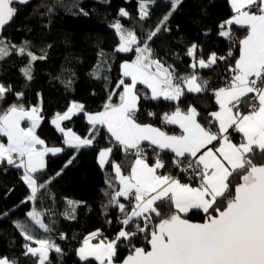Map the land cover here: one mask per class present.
<instances>
[{
	"label": "snow or ice",
	"instance_id": "6c2138e0",
	"mask_svg": "<svg viewBox=\"0 0 264 264\" xmlns=\"http://www.w3.org/2000/svg\"><path fill=\"white\" fill-rule=\"evenodd\" d=\"M32 0H0V61L15 55L27 58L20 71L26 81L33 79L34 64L47 59L31 50L30 41L17 45L4 37L6 26H11L20 8ZM62 0H56L60 4ZM102 3L108 0H100ZM156 0H139L138 18H149V5ZM170 10L154 28L144 31L143 37L134 29L126 28L119 20L111 24L118 36L116 52L134 53V59L121 65V78L116 89L109 93L103 109L96 113L85 112L82 103L72 102L64 112H56L50 120L63 140V146H48L37 135L44 120L43 97L37 105L25 106L24 93L13 91L11 85L0 83V103L11 95L13 102L0 111V168L21 170V179L30 190L22 203L35 202L42 190H47L53 180L62 174L38 182L46 170V157L56 156L67 149L75 153L67 160L68 167L80 149L92 147L101 129L106 130L109 147L99 150L98 163L108 167L114 177L106 179L108 190L104 195L108 203L104 214L113 208L119 214L121 227L113 239L102 238L97 230L87 235L76 250L78 259L88 264H117L118 246L128 255L119 264H264V0H230L233 15L222 22L218 35L232 43H238L239 56L229 64V78L224 86L209 89L198 69L212 68L218 61L232 57L231 48L226 56L211 53L204 59L197 58L198 46L186 49L191 57V72L177 77L175 68L154 55L152 42L162 31L168 32V20L183 0H169ZM46 7L40 13L39 8ZM78 13L89 15L74 0ZM54 6L37 5L35 15H49ZM118 15L132 19L130 13L120 9ZM233 26L245 30L242 38L233 36ZM50 47V45H49ZM99 67V66H98ZM99 79V73L93 72ZM148 90L144 99L167 101L175 110L164 113L161 121L176 125L179 134H169L153 124L138 121L141 95L137 88ZM71 86V81L66 82ZM211 92L218 110L207 113V123L201 122V113L189 105L180 108L186 94ZM113 97L117 102H113ZM244 106L246 111L241 110ZM84 113L90 125L87 136L81 137L63 122ZM155 116V113H148ZM215 128V130H213ZM239 135L234 143L232 134ZM114 148L125 159L132 157L127 173L121 163L112 159ZM149 150L153 159L149 161ZM165 154H170L168 160ZM168 169H176L186 175L181 180ZM54 200V197H52ZM127 201L128 203L122 202ZM63 213L66 219H75V209L80 202L67 200ZM11 210L0 212V220ZM189 214L202 217L195 222ZM44 212L33 206L27 217L38 229L48 235L37 237L29 227L19 221L14 227L26 243L23 255L31 257L34 264H51L50 254L64 255L63 249L51 237L53 229L42 217ZM109 224L111 221H107ZM60 240H66L63 233ZM97 241L93 243V241ZM143 240L146 247L137 246ZM35 245V246H34ZM0 264H18L15 259L0 257Z\"/></svg>",
	"mask_w": 264,
	"mask_h": 264
},
{
	"label": "trees",
	"instance_id": "16d2710c",
	"mask_svg": "<svg viewBox=\"0 0 264 264\" xmlns=\"http://www.w3.org/2000/svg\"><path fill=\"white\" fill-rule=\"evenodd\" d=\"M74 0H32L29 5L18 6L20 11L11 26L3 32L4 37L11 43L20 45L30 41L31 50L42 55L41 49L47 52V59L38 60L34 64L33 79L28 82L20 69L27 64V58L15 55L7 60L0 61V83L11 85L13 91L24 93L25 106L37 105L40 96L43 97V122L37 129V134L44 139L48 146H63L61 134L51 125L50 120L56 112H64L72 102L82 103L87 113H96L103 109L110 92L116 89L121 78V65L134 59V53L116 52L118 36L110 27L117 20L126 28L134 29L138 36L143 37L144 31L154 28L162 16L170 10L169 0H156L149 5V18L140 21L139 0H79V7L89 15L78 13L73 7ZM37 5L54 6V12L49 15H35L33 8ZM120 9L128 11L132 19L118 15ZM40 13L46 12V7L39 8ZM233 15L227 0H183L171 18L168 20L170 31H162L152 42L154 55L167 65L175 68V75L180 77L191 72L189 67L191 57L187 56L186 49L192 44L198 46L197 58L201 56L207 60L211 53L217 56H226L230 48L232 57L226 61H218L212 68L198 69L199 75L208 80L209 89L222 87L229 78L227 68L239 56L238 43H232L218 35V26ZM244 29L233 26V36L242 38ZM50 45V47H49ZM99 66V67H98ZM99 73L97 79L93 72ZM71 81L67 87L66 82ZM141 95L138 121L165 128L169 132L175 131L171 126L164 124L161 117L164 113L175 110V106L167 101H152L144 99L148 91L143 85L137 86ZM13 102L9 95L5 103H0V111L6 109ZM113 102L117 98L113 97ZM191 105L201 113V122L207 123L209 111L217 110V105L211 92L202 94H186L180 102V108L186 110ZM242 111H246L241 106ZM148 113H155L149 116ZM80 135L87 136L90 125L84 113L74 116L63 124ZM215 130V128H213ZM106 130L101 129L92 147L82 148L75 155V159L68 167H64L67 160L75 153L74 149H67L57 156H49L46 170L39 175L38 182L53 177L63 169L48 186L38 194L35 205L25 201L30 190L21 179V170L0 168V212L11 210L9 216L0 220V257L7 256L15 259L18 264H34L31 257L23 255L26 243L14 222L26 224L33 235L44 237L48 234L38 229L27 217L33 206L37 211L44 212L42 217L46 224L53 229L51 237L63 249L64 255L50 254L51 264H85L78 259L76 250L81 246L83 239L92 232L99 230L102 238L113 239L121 227L118 223L119 214L113 208L107 209L104 214L103 205L108 203L104 192L108 190L106 179L114 177L111 169H102L98 163L100 149L109 147ZM232 140L239 143V135L233 133ZM170 154H165L168 160ZM112 159L121 163L127 173L129 162L124 155L114 148ZM153 159L149 150V161ZM255 162L264 163L259 157ZM182 182H188L182 172L168 169ZM54 197V200L53 198ZM67 200L80 202L75 209V219H66L63 215L67 208ZM128 203L127 201H123ZM195 222H202L199 215L189 214ZM111 221L109 224L107 221ZM63 233L66 240H60ZM95 241V240H94ZM97 242V241H96ZM35 246V245H34ZM137 246L146 247L143 240L137 241ZM128 255V251L118 246L117 263ZM88 264H98L90 260Z\"/></svg>",
	"mask_w": 264,
	"mask_h": 264
},
{
	"label": "crops",
	"instance_id": "0c3cea01",
	"mask_svg": "<svg viewBox=\"0 0 264 264\" xmlns=\"http://www.w3.org/2000/svg\"><path fill=\"white\" fill-rule=\"evenodd\" d=\"M228 2H229V5H230V0H227ZM217 110H218V106H217ZM65 122H67V121H65ZM65 122H63V124L65 123ZM168 126H171V127H173L174 129H176L175 131H172V132H169L168 130H166L165 128H161L162 130H164V131H166V132H168L169 134H179V128L176 126V125H168ZM38 135V134H37ZM0 142H4V143H6V137L5 138H0ZM59 155V154H58ZM49 156H51V155H49ZM49 156H47L46 157V164H47V160H48V157ZM57 156V155H56ZM182 182V181H181ZM121 200H123V198H121Z\"/></svg>",
	"mask_w": 264,
	"mask_h": 264
},
{
	"label": "built area",
	"instance_id": "2783aa9c",
	"mask_svg": "<svg viewBox=\"0 0 264 264\" xmlns=\"http://www.w3.org/2000/svg\"><path fill=\"white\" fill-rule=\"evenodd\" d=\"M184 174V173H183ZM184 177L187 179L186 175L184 174Z\"/></svg>",
	"mask_w": 264,
	"mask_h": 264
},
{
	"label": "rangeland",
	"instance_id": "374dc122",
	"mask_svg": "<svg viewBox=\"0 0 264 264\" xmlns=\"http://www.w3.org/2000/svg\"><path fill=\"white\" fill-rule=\"evenodd\" d=\"M93 243H96V241H93Z\"/></svg>",
	"mask_w": 264,
	"mask_h": 264
},
{
	"label": "water",
	"instance_id": "95a60500",
	"mask_svg": "<svg viewBox=\"0 0 264 264\" xmlns=\"http://www.w3.org/2000/svg\"><path fill=\"white\" fill-rule=\"evenodd\" d=\"M7 27V26H6ZM117 264H119V263H117Z\"/></svg>",
	"mask_w": 264,
	"mask_h": 264
}]
</instances>
